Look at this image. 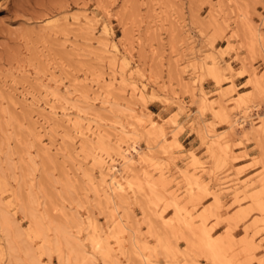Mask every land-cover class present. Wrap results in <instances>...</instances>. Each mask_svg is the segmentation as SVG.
Here are the masks:
<instances>
[{"label":"rangeland","instance_id":"rangeland-1","mask_svg":"<svg viewBox=\"0 0 264 264\" xmlns=\"http://www.w3.org/2000/svg\"><path fill=\"white\" fill-rule=\"evenodd\" d=\"M67 117L106 139L76 136ZM120 139L137 144L166 196V225L148 219L136 189L117 200L120 231L90 186L104 159L119 166ZM170 199L221 244L223 264H264V0H0V222L6 212L14 219L16 258L41 243L34 213L47 229L65 228L83 264H139V252L152 264H211L165 207ZM88 219L106 258L92 251Z\"/></svg>","mask_w":264,"mask_h":264},{"label":"bare ground","instance_id":"bare-ground-1","mask_svg":"<svg viewBox=\"0 0 264 264\" xmlns=\"http://www.w3.org/2000/svg\"><path fill=\"white\" fill-rule=\"evenodd\" d=\"M104 47H105V45H104ZM106 48H108V47H106ZM210 69H211V71L210 70L209 71L212 72L213 78L216 79V81L218 82L220 80V77H221L219 74V71H218L219 70L218 67H211ZM128 77H129V79H131L130 76H127V78L123 77V80L129 81ZM256 83H257V80H256ZM256 83L254 86L259 84V83L258 84H256ZM142 84H144V83H142ZM132 86H131V88H133L132 91H135L136 86H134V85H132ZM259 86H260V84H259ZM255 88L258 89L259 87L256 86ZM137 90H138V88H137ZM136 92L137 91H135L134 94H136ZM205 95L206 94H204V92H201V100L202 101L205 100ZM137 96H139V95H137ZM240 103L241 102L238 103V107L240 106ZM50 109H51L50 111L52 114L51 116H53V115L56 116V112H57L56 109L55 110H54V108L53 109L50 108ZM65 123L67 126L72 125L73 132H75L76 136L78 135L80 137H84V136H86L87 133H89L91 136H93L92 138L97 139V141L99 143H101L104 139H106L105 136L107 134L106 135L102 134L100 132V130H98L99 128H97L98 131L95 128H94L95 130L94 129L92 130L91 126H89V125L86 128H83L79 124V122H77V121L72 122V120L69 119L68 117L66 118ZM149 123L151 124V126L148 129V132H146V136L148 138H150L151 134L153 133L152 132L153 130L156 131V127H155L154 123L152 121ZM238 124H239V122H238V120H236L231 125L230 128H233L235 125H238ZM85 131H86V133H85ZM157 133L161 135V138L163 140L165 139V135L161 132V130H159ZM90 135L88 137H90ZM77 138H79V137H77ZM86 138H84V139H86ZM107 138H108L107 140H109L110 137L108 136ZM149 140H152V139H149ZM82 141H83V139H82ZM88 141L86 140L87 143H88ZM115 142H116V140H115ZM117 142L120 143L118 145L116 143V145L118 147L117 148V152H118L117 156L119 155L118 157H120V159H121L119 166H116L114 160L106 162V161H104L105 160L104 159L103 162H101V164H100L101 166L99 165L100 166V174L102 175V180L100 182L96 183L95 186H94L93 178L89 180L90 186H93V188H94V192H95L96 197L98 199L103 197L105 199L106 205L111 206L112 214L114 216L117 215L118 217L117 216L116 217L119 219L118 221H116V227L120 231H123V230H127V228L124 224L125 220H123L119 216V213L117 211L118 210L117 200L124 199L126 197V195L130 194L131 192H135L134 190H136V189L139 191H143L145 193V201H146L144 209H143L145 215L148 217L149 220H153L154 223L166 225L165 217L163 215L164 211H161L163 208L160 210L162 205L165 203L164 198L166 196L162 192H160L159 189L157 188V183H155L156 180L154 181L151 178L152 174L151 173L149 174L148 172H146V170L142 166L143 157L141 155L142 154L141 150L137 147V144L134 143V141L131 143L130 142L126 143V141H123L122 139H120L119 141L117 140ZM90 144H92V143H90ZM122 145H124L125 147L124 146L122 147ZM84 146H85V143H84ZM86 146L84 148H86ZM89 146H90V149L92 147L94 149V147L96 145L94 144V146L92 145V147H91V145H89ZM89 146L87 149H89ZM214 147H215L214 149L218 152H223V153L225 152L226 146H222V144H220V143H217V142L214 143ZM148 149H152V148L148 147ZM93 152H95V151H93ZM226 156L228 157V155H226ZM101 157L102 156H100L99 159ZM135 157H138V158L136 159ZM102 158H101V161H102ZM107 160H109V159H107ZM99 162H98V164H99ZM163 179L160 180V182L163 181ZM168 195H170V194H168ZM28 201H27V203H28ZM27 203L25 202L24 203L25 206L23 205L24 208L22 207L24 213H25L24 210L28 211V208L30 209V207L26 206ZM167 206L174 209L173 211H174L175 219L181 225H183V227H185L186 230L191 235V236H189V234L186 233V234H188L187 238H188V236L190 238V239H187L189 244L192 245L193 248L195 246L199 247V249L202 250V252L205 254L207 261H209L211 264H223L224 261L226 260V258L224 257V252L220 248L221 244H219V242L217 240H215L210 235V233L206 231L205 228H203L204 226L199 230H196V228L194 229L193 226L191 225V222L188 223V221L184 218L186 216H183L180 213V209L178 208V204L176 203L175 200L170 199V201H168L167 205L165 204V207H167ZM263 212H264V208H263ZM33 214H31V217H30L32 230L34 231L35 235L39 238L41 243H40L39 247L36 249H33L30 246L29 242L27 244H24L23 255L21 256V253L18 252L21 256L18 259L16 258L17 257L16 253L20 248L18 247L19 245L16 244L17 242H15V240L13 238L14 236L12 237V232H11V229L13 228L12 223H13L14 219L12 220V216H10L8 212L1 214V222H0L1 226H0V228H1V231L3 234L4 250H3V248L1 249L0 255L1 256L6 255L9 264H47L48 262H43L42 258H46L47 261H49L53 255L56 256L59 264H83L85 261H87L86 260V256H87L86 253L81 249V247L78 244H76L75 242H73L69 238V235L63 226H61L60 224L58 225L57 222H56V224L55 223L53 224L50 222L51 227H50V229H47L40 223L42 221V219L40 221V218H38L37 216H35ZM88 226L90 227V229L92 231V235H93L91 238V242H90L92 251H94V252L102 251L103 257L105 256V258H106L107 251H104L105 248L102 247L98 228L96 227L94 222L91 221L90 219H88ZM49 232L52 233L51 237L49 236ZM131 233H132V236L134 237V235H135L134 230H132ZM164 234L166 235V232ZM192 236H194L196 238L195 241H193V238H191ZM168 240L169 239H167L166 236L158 234V245L164 251L170 250L169 248H171L168 246V243H169ZM133 241H134V244H133L134 249L139 251L140 248L137 244V241L135 239H133ZM196 247H195V249H198ZM170 252H172V250ZM139 253H140V254H138V258L140 261L139 264H152V262L149 258H147L141 254L142 252H139Z\"/></svg>","mask_w":264,"mask_h":264}]
</instances>
